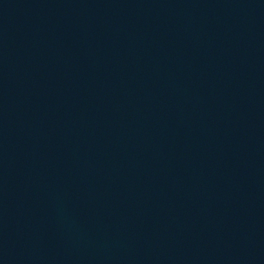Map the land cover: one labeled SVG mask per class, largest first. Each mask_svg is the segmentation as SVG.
Listing matches in <instances>:
<instances>
[{"label": "water", "instance_id": "1", "mask_svg": "<svg viewBox=\"0 0 264 264\" xmlns=\"http://www.w3.org/2000/svg\"><path fill=\"white\" fill-rule=\"evenodd\" d=\"M0 264H264V0H0Z\"/></svg>", "mask_w": 264, "mask_h": 264}]
</instances>
